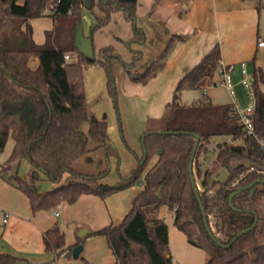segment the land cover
Returning <instances> with one entry per match:
<instances>
[{
  "label": "trees",
  "instance_id": "1",
  "mask_svg": "<svg viewBox=\"0 0 264 264\" xmlns=\"http://www.w3.org/2000/svg\"><path fill=\"white\" fill-rule=\"evenodd\" d=\"M137 5L138 0H0V152L10 137L14 140L12 153L0 166V174L23 161L30 163L31 170L24 177L10 175L6 180L28 197L36 213L52 210L64 202L73 204L82 195L106 198L134 187L149 162L156 158L145 172L143 187L122 222L90 233L107 239L115 264H173L169 227L158 216L162 207L173 213L175 227L186 235L188 242L208 253L205 264H264V241L258 234L264 222L258 212L264 200L263 70L255 67L251 84L254 110L249 116L255 136L249 135L238 122L231 104L214 105L206 94L200 102L189 105L178 102L184 91L222 84L219 46L179 80L174 101L167 105L168 112L160 129L144 133L146 151L130 176L112 186H103L96 177H87L74 169L78 160L91 153L103 150L106 158L116 155L108 142L107 123L88 115L84 77L87 65H100L110 76L108 62L112 50L105 47L97 53L94 48L93 57L78 51L75 34L82 21V11L98 9L94 13L93 34L106 27L118 11L135 23ZM47 9L51 10L54 27L45 32V42L37 44L28 21L43 17ZM133 31L134 39L142 40L143 32L137 26ZM188 38L172 35L166 49L134 79L147 82L155 77L165 68L172 47ZM66 54L77 60L67 62ZM34 58L38 64L33 68L30 64ZM107 85L115 98L113 79ZM5 103L21 110L25 108L23 114L16 118L15 110L5 108ZM84 123L89 125L87 134L81 130ZM195 134L200 141L194 155L193 175L216 241L207 231L190 178ZM219 137L227 140L216 141ZM90 139L95 146L89 145ZM36 170L42 171L55 187L40 191ZM107 174L108 171L102 172L99 177ZM64 179L67 183H63ZM254 182L253 187L233 198V205L242 211L232 209L230 197ZM256 215L254 229L232 242L255 223ZM211 218L216 219L214 227ZM43 238L47 252L59 255L72 249L66 246L59 223L45 231ZM82 242L79 238L78 244ZM18 261L14 255L0 253V264Z\"/></svg>",
  "mask_w": 264,
  "mask_h": 264
},
{
  "label": "crops",
  "instance_id": "2",
  "mask_svg": "<svg viewBox=\"0 0 264 264\" xmlns=\"http://www.w3.org/2000/svg\"><path fill=\"white\" fill-rule=\"evenodd\" d=\"M192 1L194 0H138L136 19H139L143 38L137 40V42L145 46L148 36H154L159 43L158 47L165 50L172 35H187L188 40L176 43L168 54V56L171 54L172 59H175V63H172L174 67L184 68L183 73L192 69L208 52L219 46L222 64L232 67V75L238 68L236 65L242 63L241 69H238L239 72L231 76L232 86L234 89L236 88V95L235 97L231 96L229 88L223 84L220 87H210L207 91H204L203 95L206 94L214 105H233L237 103L243 108L246 105L242 98L241 88L247 84L248 96L252 94L251 84L255 67L250 63L255 59L259 50L264 49V47L258 46V39L263 35L249 32V23L243 21L246 20L249 13L251 14L252 10L220 7V9H215L212 16L208 8L202 6L199 11H195L196 14L194 15L192 8H190ZM184 7L186 9L185 14L182 13ZM94 13L98 12H92L84 8L82 22L86 16H91L94 24L96 22ZM136 19L134 26L138 27ZM32 20L28 21L30 25ZM53 27L54 20L45 32L52 30ZM95 32L92 34V41L96 50ZM203 35L204 37H202ZM36 43L42 44L43 41H36ZM37 64L38 61L34 58L30 66L34 68ZM242 76L244 78H241ZM251 96L253 97V95ZM5 108L17 110V107L9 103H5ZM26 108L30 113L28 106ZM23 110H20L19 114H23ZM104 153L106 158V152ZM112 157L108 158V162L111 164ZM155 161L156 158H154L151 166ZM23 162H25V165ZM23 162L19 166L15 164L12 171L16 170L20 173V169L23 168L20 174L22 176L26 175L31 170V165L28 161ZM100 167H96L95 172L76 170L75 167L74 169L87 177H96L103 186H112L123 178L122 176L109 179L111 172L99 177L102 173ZM10 175L11 172L0 174V253L18 257L17 264H115V256L109 248L107 239L104 236L90 235V233L109 225L120 224L129 212L132 201L140 189L135 186L130 187L110 194L106 198L96 195H82L73 204L64 202L53 210L34 213L28 197L16 185L7 182L6 178ZM54 187L55 184L48 180L45 184V190H42V192L51 190ZM3 197L7 199H2ZM166 210L167 207L160 209L158 215L160 219L165 220ZM6 213L9 214V218L7 223H4ZM172 217L174 221V216ZM56 223L61 225L66 246L72 247L70 252L58 255L55 252H47L45 249L44 233ZM83 230H87V233L80 236L79 232ZM68 233H70L69 241L66 237ZM176 237L184 246L182 237L181 239L180 235H176ZM79 238L83 239L81 244H78ZM171 242L169 228V247H171ZM188 244L195 247L189 242ZM78 245H83V250L79 257L75 259L72 251ZM188 250L186 247V252ZM185 263L189 262L185 260Z\"/></svg>",
  "mask_w": 264,
  "mask_h": 264
},
{
  "label": "rangeland",
  "instance_id": "3",
  "mask_svg": "<svg viewBox=\"0 0 264 264\" xmlns=\"http://www.w3.org/2000/svg\"><path fill=\"white\" fill-rule=\"evenodd\" d=\"M205 7L212 13L215 9L226 7L227 9L247 8L252 10L243 20L250 25L249 32H255L264 36V0H194L190 3L192 13L199 11ZM98 12V9L94 10ZM182 13H186L185 7ZM51 10L47 9L44 16L33 19L30 23L34 32V40L43 41L46 28L52 23ZM93 19L91 16H86L83 19L85 30L91 32L93 27ZM136 24L140 30L139 19H136ZM134 23L125 19L122 11L116 12L110 24L106 28L97 30L95 36L96 52L99 53L100 48L110 47L112 55L110 56L111 75L108 76L106 69L100 65H87L84 70L85 90L88 103V115L93 120L105 121L108 126V142L111 144L116 155L112 157V164L105 158V153L100 150L96 153H91L78 160L74 167L77 170L95 172L96 167H100L102 172H111L109 179L116 177H128L139 166V160L143 155V135L147 131L158 130L161 127L162 120L167 115V105L173 103L174 93L178 82L184 72V68L174 67L171 54L167 57L166 66L155 77L147 82L136 81L134 77H140L147 65L154 60L164 49L159 48V43L154 36H148L145 46L141 45L134 39ZM154 34V32H153ZM204 37V35L202 36ZM215 41V40H214ZM217 42V41H215ZM42 43V44H43ZM104 59V58H103ZM175 63V62H174ZM254 67H260L264 72V49H260L257 56L251 61ZM235 70V75L241 69L242 63ZM233 73V75H234ZM231 74V76H233ZM113 79L116 97L110 94L108 89L109 79ZM241 78H244L243 76ZM221 83L216 87H220ZM205 89L187 90L184 91L178 102L181 104H193L203 101ZM247 84L242 89V98L247 106L254 105V99L248 96ZM264 91V84L261 85ZM236 91V88H235ZM89 125L84 123L81 130L88 133ZM227 140L226 137H219L216 141ZM91 147L95 146L94 141L89 140ZM14 147V140L10 137L5 149L0 152V166L4 164L10 157ZM152 159L144 172L141 174L140 180L147 169L151 166ZM25 165V162H23ZM94 168V169H93ZM23 168L20 169L22 173ZM98 171V170H96ZM11 175H20V173L9 171ZM99 172V171H98ZM37 177L40 178L38 188L40 191L45 190L46 180L45 174L36 170ZM24 177V176H23ZM66 178V175H65ZM104 178V177H103ZM47 181V182H46ZM63 183H67L66 179ZM136 188L142 189V184L137 182ZM2 199H7L6 197ZM5 204V202H4ZM53 210V209H52ZM258 212L261 217H264V200L258 206ZM173 213L167 208L164 215L165 222L171 232V256L173 264H205L208 260V253L200 248L189 246L186 235L178 230L173 221ZM216 219L211 218V224L215 226ZM60 224V223H59ZM61 226V225H60ZM82 232V231H81ZM79 232V234L81 233ZM261 241H264V222L258 230ZM182 237L181 244L178 237ZM67 241L70 239V233L66 235ZM186 247L189 249L186 252ZM187 260L189 263H185Z\"/></svg>",
  "mask_w": 264,
  "mask_h": 264
},
{
  "label": "water",
  "instance_id": "4",
  "mask_svg": "<svg viewBox=\"0 0 264 264\" xmlns=\"http://www.w3.org/2000/svg\"><path fill=\"white\" fill-rule=\"evenodd\" d=\"M95 25V23H94ZM93 25V27H94ZM93 27L91 29V32H87L85 31V28H84V23L81 21V23L78 25L77 27V30H76V34H75V46L76 48L78 49L79 52H81L82 54L86 55L87 57H93L94 55V46H93V41H92V31H93ZM21 109L17 108V110H15V117L18 118L19 116V111ZM184 134H188L187 132H183ZM195 137H196V143H195V148H194V151H193V155L191 157V161H190V165H189V172H190V178H191V182H192V185L194 186V189H195V193H196V197H197V200L200 204V208H201V211H202V215L204 217V222H205V226L207 228V231L209 233L210 236L213 237V239L216 241L215 237L213 236V233L211 231V228L209 226V223H208V220L206 218V215H205V208L204 206L202 205V202H201V198H200V195H199V192L196 188V182H195V179H194V175H193V161H194V155H195V152H196V149L198 147V144H199V141H200V137L199 135L195 134ZM143 145V152H145V148H144V143L142 144ZM143 164V162L141 163ZM259 182H262V181H259ZM256 184V182L252 183L251 185H249L248 187H244L240 190H238L236 193H234L231 197H230V206L232 209H234L235 211H242L240 209H237L232 201H233V198L236 196V194L238 193H241L245 190H247L248 188H251L253 187L254 185ZM255 192V189H252L251 193L254 194ZM257 221H258V216L256 215V220H255V223L248 229L244 230L243 232L239 233L233 240L232 242H234L237 238H239L240 236H242L243 234L245 233H248L250 232L252 229H254L255 225L257 224ZM87 233V230H83L79 235L80 236H84L85 234ZM220 244V243H219ZM222 245V244H220ZM223 246V245H222ZM83 250V245H78L76 246L73 251H72V254H73V257L75 259H77L80 255V253L82 252Z\"/></svg>",
  "mask_w": 264,
  "mask_h": 264
},
{
  "label": "built area",
  "instance_id": "5",
  "mask_svg": "<svg viewBox=\"0 0 264 264\" xmlns=\"http://www.w3.org/2000/svg\"><path fill=\"white\" fill-rule=\"evenodd\" d=\"M258 46L264 47V36L259 37L258 39ZM65 60L67 62L76 61V57L71 56L70 54L65 55ZM232 67H227L222 64L221 74H222V84L227 86L230 90L231 96L235 97L236 91L232 86V77H231ZM233 106V114L238 119V122L243 125L244 129L248 132L249 135L255 136L254 127L252 119L250 118L249 114L254 110V105L249 106L247 108H242L239 104L235 103ZM142 184V181L139 179L138 181ZM9 218V214H5L4 223H7Z\"/></svg>",
  "mask_w": 264,
  "mask_h": 264
}]
</instances>
